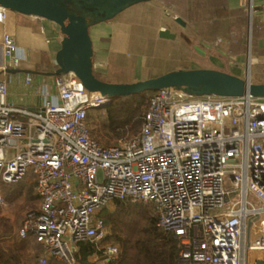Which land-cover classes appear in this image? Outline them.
Here are the masks:
<instances>
[{
  "label": "built area",
  "instance_id": "built-area-1",
  "mask_svg": "<svg viewBox=\"0 0 264 264\" xmlns=\"http://www.w3.org/2000/svg\"><path fill=\"white\" fill-rule=\"evenodd\" d=\"M10 12L0 5V21ZM18 50L8 31L0 70L19 66ZM53 82L57 97L38 110L15 105L0 80V179H36L40 211L21 236L45 245L40 264H80L79 242L88 240L107 249L93 257L99 264H116L119 246L99 214L113 199L154 203L159 224L180 239L179 264L264 260V98L153 91L142 134L109 144L92 135L88 116L111 97L74 71Z\"/></svg>",
  "mask_w": 264,
  "mask_h": 264
},
{
  "label": "rangeland",
  "instance_id": "rangeland-1",
  "mask_svg": "<svg viewBox=\"0 0 264 264\" xmlns=\"http://www.w3.org/2000/svg\"><path fill=\"white\" fill-rule=\"evenodd\" d=\"M222 4L228 8L224 12L230 15L218 12L217 9H222ZM245 8L248 9L247 14L244 12ZM249 13L250 3L245 6L231 7L227 0H149L130 5L114 18L92 25L98 34L96 37L91 29L95 49L94 69L97 74L108 80L133 81L156 76L171 69L189 67L198 61L208 62L211 66L224 64L227 67L228 62L231 61L242 62L244 73L247 75L249 72L247 68L252 60L253 81H264V70L263 78L257 79L259 76L256 73L255 57L256 52L259 51L256 44L258 39L264 37V28L257 25L256 14L253 22L250 23ZM245 15L248 16V20ZM167 17H170L173 28L180 30L179 40L159 35V29L163 28L164 23L168 21ZM176 17H182L189 24V28L183 31ZM114 26L118 29L111 28ZM96 27H102L100 31L107 37L117 35L118 39L119 36L123 37L126 42L127 52L113 59V65L119 64L122 67L120 73L112 71L114 68L109 65V60L105 59L104 63L97 60L96 50L101 39L100 31H97ZM96 39L99 40L98 43ZM111 41L117 44L116 37ZM197 46L201 47V54L195 53ZM193 49L195 52L192 51ZM260 52L264 54V48ZM234 67L240 70V74H244L239 65ZM97 110L92 112L96 113ZM100 121L101 118L97 117L95 124L99 125ZM98 136L102 137V134L98 133ZM100 179L103 180L102 171H100ZM7 184L9 183L0 184V194L5 199V202L0 199V248L6 249L12 242L10 234L13 236L17 227V223L14 222L17 219V213L26 208L28 210L40 208V199L30 195L27 182L21 186L12 183L11 186L15 188H23L20 193L5 186ZM30 253L32 257H38L39 251L35 255ZM43 256H39L40 259Z\"/></svg>",
  "mask_w": 264,
  "mask_h": 264
},
{
  "label": "trees",
  "instance_id": "trees-1",
  "mask_svg": "<svg viewBox=\"0 0 264 264\" xmlns=\"http://www.w3.org/2000/svg\"><path fill=\"white\" fill-rule=\"evenodd\" d=\"M226 8L222 4V9L217 10L221 14L230 15L224 12ZM244 12L247 14V9H244ZM245 17L248 20V16L245 15ZM149 107L150 94L146 92L129 96H114L107 107L98 109L96 113L91 112L88 116L92 135L103 143L128 142L142 134ZM97 117L101 118L99 125L95 124ZM98 133H101L102 137H99ZM22 182L17 184L21 186ZM5 183L7 182L0 181V184ZM11 185L12 183H9L5 186L18 193L23 189ZM27 186L30 195L40 199L41 207V198L36 194L37 182L32 181ZM26 210L28 208L17 213V219L14 220L17 223L16 230L13 232L14 237L9 230L14 243L7 249L5 247L0 248V264H18V262L36 264L38 260L36 256H30V252L36 254L31 250V247H35L36 244V241L31 237H36L32 234L22 237L20 231L29 215L33 212H39L40 208L30 209L28 212ZM99 214L109 226L115 244L119 246L120 252L116 264H179L180 239L172 231L159 224L160 217L155 211L154 203L113 199ZM106 253L107 249L104 245H98L92 240L81 241L79 242L77 258L80 264H99V260L92 261V258L95 255H99V258H105ZM51 261L48 264L63 263V261L56 259Z\"/></svg>",
  "mask_w": 264,
  "mask_h": 264
},
{
  "label": "water",
  "instance_id": "water-1",
  "mask_svg": "<svg viewBox=\"0 0 264 264\" xmlns=\"http://www.w3.org/2000/svg\"><path fill=\"white\" fill-rule=\"evenodd\" d=\"M149 0H0L10 10L45 17L56 22L62 30V46L57 51L58 69L53 75L74 71L91 91L109 97L151 93L164 88H177L196 96L223 97L254 96L264 98V81L213 67H180L159 75L133 81H112L94 69L92 25L114 18L130 5ZM176 20L186 25L182 17ZM253 22V8L250 23ZM159 35L174 39L170 28H161Z\"/></svg>",
  "mask_w": 264,
  "mask_h": 264
},
{
  "label": "crops",
  "instance_id": "crops-1",
  "mask_svg": "<svg viewBox=\"0 0 264 264\" xmlns=\"http://www.w3.org/2000/svg\"><path fill=\"white\" fill-rule=\"evenodd\" d=\"M227 1L231 7L245 6L249 5L250 3V10L251 8H253V17L256 14L257 25H260V28H264V0ZM167 18L168 21L164 23L163 28H170L177 34L176 38L174 39L179 40L180 30L173 28V26L170 24V17ZM177 22L179 27L183 31L189 28L188 23L187 25H184L179 21ZM94 28L95 27L91 28L92 34L94 33V35L97 37L98 34L94 31ZM96 28L97 31H100L102 27ZM111 28L114 30L118 29L115 26L114 28ZM8 31H10L14 35L17 43L19 44L18 52H20L21 62L19 66H11L6 71L0 70V80H6L8 82L9 98L15 105L40 110L44 108V106L50 99L57 97L56 86L53 82L54 75L52 73H54L59 67L56 56L57 51L62 46L63 35L61 27L56 22L45 17L28 15L12 10L10 12L9 19L6 22L0 21V43L3 41L4 36ZM105 36V33H102L100 31L101 41L96 50V57L98 56L97 60H99L100 62H103L105 59L109 60V65L114 68L112 69V71H114L115 73H120L122 67H120L119 64L113 65V59L115 56H120L127 52V44L123 40V37L119 36L118 39L117 35H111L109 37ZM114 37H116L117 39V44L111 41ZM105 39L107 41H105ZM98 41L99 40H97V43ZM256 46L259 50L258 52H256L255 56L257 61L256 73H258L259 76L257 77L258 79L263 78L262 71L264 70V54H262V52L260 51H262V48H264V37L258 39ZM200 48L197 46L195 47L196 52L194 49L192 51H194L196 54H201L202 49ZM228 63V67L224 64L223 66H211L208 62L198 61V63H195L189 67H213L240 74V70H237L234 67L236 65H239L242 68V73L245 72L244 67H242V62L235 63L230 61ZM247 69H249L250 74L251 71L253 73L252 60L249 62V67ZM240 75L246 76L245 73ZM27 78H31V81L28 82ZM32 181H36V179L33 175H30L23 181V183L27 182L28 184ZM36 194H38L37 190ZM31 238L36 241L35 247L32 246L31 250L36 253H38L39 251L37 257L39 259L37 260V262H34H36V264H40L39 256L47 254L46 247L43 243L38 241L37 238H34L33 236ZM13 243L14 240L12 239V242L9 245H12ZM54 259L59 260L54 257H49V262L51 260L54 261ZM92 259V261H95L94 258ZM18 264H23V262H18ZM257 264H264V260L258 262Z\"/></svg>",
  "mask_w": 264,
  "mask_h": 264
}]
</instances>
